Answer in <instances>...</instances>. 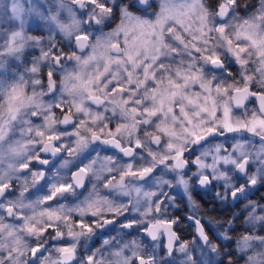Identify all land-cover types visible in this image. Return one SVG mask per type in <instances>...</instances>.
Returning a JSON list of instances; mask_svg holds the SVG:
<instances>
[{
	"label": "clouds",
	"instance_id": "clouds-1",
	"mask_svg": "<svg viewBox=\"0 0 264 264\" xmlns=\"http://www.w3.org/2000/svg\"><path fill=\"white\" fill-rule=\"evenodd\" d=\"M0 264H264V0H0Z\"/></svg>",
	"mask_w": 264,
	"mask_h": 264
}]
</instances>
